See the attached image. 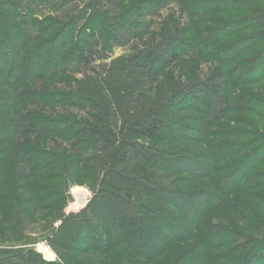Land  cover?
<instances>
[{"label":"trees","instance_id":"16d2710c","mask_svg":"<svg viewBox=\"0 0 264 264\" xmlns=\"http://www.w3.org/2000/svg\"><path fill=\"white\" fill-rule=\"evenodd\" d=\"M170 6L154 29L152 19ZM115 47L127 54L111 58ZM200 62L211 65L202 79L166 76L177 89L163 93L166 73L194 71ZM182 98L187 104L175 108ZM184 112L189 123L181 122ZM243 115L264 122L259 0H0V183L12 201L4 233L19 237L34 212L23 213L29 198L17 191L32 192L47 219L61 220L47 242L63 264L70 262L61 251L83 238L78 252L96 254L95 263L118 249L147 264L167 247L195 241L205 264H264L263 223L235 197L251 194L264 206V158H257L264 123ZM182 143L200 148L189 152ZM195 180L204 185L185 186ZM90 181L86 207L62 215L67 187ZM112 181L111 198L126 207L111 208L110 222L98 226L91 213ZM222 209L256 228L214 224L211 214ZM67 224L61 250L55 240ZM24 254L58 264L37 262L27 249L0 250V264H21Z\"/></svg>","mask_w":264,"mask_h":264},{"label":"rangeland","instance_id":"374dc122","mask_svg":"<svg viewBox=\"0 0 264 264\" xmlns=\"http://www.w3.org/2000/svg\"><path fill=\"white\" fill-rule=\"evenodd\" d=\"M259 1H261V3H263L264 5V0H259ZM170 8H172V6L163 8L161 11L158 12V16H155L152 19L154 22V27H153L154 29L158 27V23H159L158 21L160 20V18H163L167 15ZM145 9L147 10L149 8H145ZM142 17H143V21L145 22L149 21L148 15L146 16L144 14L142 15ZM141 41L140 39L135 41L137 46L140 45L139 43ZM12 54L13 52L11 53V55ZM126 54H127L126 48H116L115 47L111 54V58H117L120 56H124ZM108 63H109V60L99 63L98 64L99 66L95 68L96 72L101 73V71H104L105 69L104 66L105 64H108ZM124 66H123V69H125ZM197 66L198 67H196L194 71H191L189 68L188 69L183 68L182 70H180L178 66V67L173 68L171 71L166 73L167 75H164V76L173 77L174 80H177V78L179 77V79H182V80L190 79L192 81H195L196 79H202L205 76L207 69L211 65L208 62H200L198 63ZM117 67L118 68L122 67V64L117 63ZM132 75L135 76V74H132ZM169 77L168 78L166 77V79L163 78L159 80L161 87H163L164 89L163 93L168 94V95L170 93L172 94L173 91L177 89L176 83L174 81H171ZM57 85L61 87L63 83L61 84L57 83ZM143 86H144V83H143ZM185 99L187 98H184V99L182 98V102L179 105H176L175 108L185 106L187 104L186 103L187 101ZM181 113H180L181 122H183L184 124L189 123L190 120H192L193 116H191V118L189 119V122L186 121V119H184L183 117H185L187 114H185V112L183 114ZM243 117L244 119H248L251 123H253L254 126L264 123V122H260L254 119L251 115H243ZM231 126L234 127V124H231ZM238 127L239 129L244 128L242 125ZM198 146L199 145L192 144V143H182L181 144V147H187L189 152L195 151L194 149L196 150L199 149L200 147ZM257 158H260V159L264 158V152L258 155ZM88 183L91 186L69 185L67 187L65 195L68 197V202L66 206L62 209V212H61L62 215L68 216L71 214H77L86 207V205L88 204V202L93 196L92 187L95 185V183L91 181ZM202 185H204V182L201 180H195V181L189 182L187 185L185 184V186L192 188V189L200 188ZM105 187H106L105 189H107L106 191L107 193L102 194L98 198V200L95 202V205L97 206V207L95 206L96 210L93 209V214L91 213V215L93 216L92 222L98 226L99 224L106 226V224L110 222L109 217L111 214V210H110L111 208L113 209L112 212L113 211L118 212L120 209L119 206L122 208L126 207V205H124L123 203L121 205H118L120 203L119 202L117 203L115 198H111L117 187V183L112 181L109 183V185ZM17 192L21 194V199L29 198L28 199L29 201H27L26 206H23L21 208L23 213L26 215H28L32 211L34 213H32L33 214L32 217L30 216L31 218L29 217V220L30 219L31 220L30 221L27 220V222L25 223L24 228L19 234V237L12 232L4 233V227H6V224L4 225V216H6L5 215L6 213L10 212L9 205L12 203V201L9 198L8 194L4 195L5 194L4 185L0 183V196H1V199H0V250L2 249H11L14 251L17 249L33 250L37 255H39V258L36 260L37 262L45 261V262H50V263L63 264V262L57 257V254L53 251V249L48 245V242H47L48 238L51 236L53 231L59 226L61 222L60 218L55 219V215H54V217L47 219V217L45 216L47 212H43V210H38V207L31 200L32 192L26 191L24 190V188L19 189ZM235 197H237L238 199H242L243 201H246V203H248V205L252 209L251 212H254L255 216L259 217L260 222L263 223L262 225L264 227V206L259 202V200L253 197L251 194H238ZM25 203L26 202H24V204ZM248 209L250 210V208ZM94 211L96 215L94 214ZM248 213H249V216H253L251 215L250 212ZM53 214H55V212ZM211 216L214 219L213 221L214 224L220 223L221 225L227 228L229 227L238 228L239 231H243V232L244 231L246 232V230L248 232H250V230L253 232L254 228H256V227H251V226L249 227L248 224H251V222L248 221V224H247L244 221L243 216L238 215L236 212L232 210L222 209V210L216 211L215 213H212ZM194 220L195 219L192 217L188 221L194 222ZM150 224H154V222ZM72 227L73 226H71V224H67L63 228V230L60 231V234L58 235V237H56L55 241L58 244L60 249L61 247H64V245L68 243L67 234L70 233V231L72 230ZM262 230L263 229H261V231L258 230L257 233H261ZM85 243H86V238H83L80 244L78 245V247L76 246V244L73 245V251H69L66 253L65 251L61 249L62 250L61 252L64 253V255L66 256L65 258H67V262L68 263L70 262L69 264H134L135 263V260L133 261L132 257L129 256V254L126 251H120L118 249L115 250L117 253H111L107 257L105 255V259L102 258L100 260L101 262L95 263V261L98 260L99 258V256H97L96 254L89 253L86 255H82L80 254V252H78L81 249H83V247L86 245ZM195 247H196L195 241L180 242L178 244H175L174 246H171L169 249L167 247L166 251L163 252L161 256H158L156 258L157 260H153L155 262L153 261L150 263L147 262V264H177L176 256L182 253L183 251H187L189 249L194 252L191 255L192 258H190L187 262L185 261L184 262L185 264H205L201 258L202 251H200L199 248L195 249ZM144 250L145 248H143V251ZM11 259H12V263L17 262L15 257H11ZM103 259L105 261L104 263H103ZM34 260L35 259L31 260V258L26 254L20 257L21 264H36ZM137 264H141V262H138Z\"/></svg>","mask_w":264,"mask_h":264}]
</instances>
